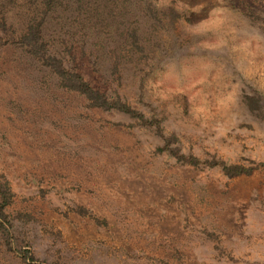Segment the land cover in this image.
I'll return each mask as SVG.
<instances>
[{
	"label": "rangeland",
	"instance_id": "1",
	"mask_svg": "<svg viewBox=\"0 0 264 264\" xmlns=\"http://www.w3.org/2000/svg\"><path fill=\"white\" fill-rule=\"evenodd\" d=\"M116 90L88 103L16 34ZM35 27V28H36ZM264 0H0V264H264Z\"/></svg>",
	"mask_w": 264,
	"mask_h": 264
},
{
	"label": "trees",
	"instance_id": "2",
	"mask_svg": "<svg viewBox=\"0 0 264 264\" xmlns=\"http://www.w3.org/2000/svg\"><path fill=\"white\" fill-rule=\"evenodd\" d=\"M38 26L39 25H37V27L26 25L21 33H15L17 42L28 46L33 53L38 54V56L54 70L56 76L59 78L60 85L82 93L91 105L103 109H113L125 112L129 116L135 118V123L153 126L162 139V142L158 144L155 149L157 151L163 150L171 154L180 162L198 166H218L226 176H233L251 171L253 168L252 165L229 163L218 157H199L190 152L181 151L175 143L176 137L172 134H165L162 132L160 118L157 117L153 111H151L148 116L144 115L142 111L131 106L116 90L110 92L105 88L100 89L96 84L87 80L74 66L64 64L59 57L49 54L46 48L42 46V43L38 41V38L40 37V28ZM9 194L10 191L6 181L3 178H0V213L2 206L9 198Z\"/></svg>",
	"mask_w": 264,
	"mask_h": 264
}]
</instances>
